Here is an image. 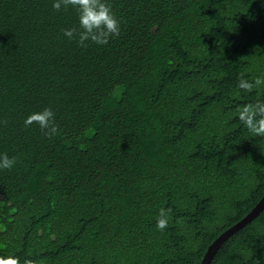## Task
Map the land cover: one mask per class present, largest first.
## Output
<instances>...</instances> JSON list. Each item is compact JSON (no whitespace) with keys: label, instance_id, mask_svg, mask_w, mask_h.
<instances>
[{"label":"trees","instance_id":"16d2710c","mask_svg":"<svg viewBox=\"0 0 264 264\" xmlns=\"http://www.w3.org/2000/svg\"><path fill=\"white\" fill-rule=\"evenodd\" d=\"M120 35L79 47L52 0H0V254L43 264H200L264 196L262 0H111ZM50 106L58 134L24 118ZM169 225L155 226L160 209ZM264 264V206L208 264Z\"/></svg>","mask_w":264,"mask_h":264},{"label":"clouds","instance_id":"9594fccd","mask_svg":"<svg viewBox=\"0 0 264 264\" xmlns=\"http://www.w3.org/2000/svg\"><path fill=\"white\" fill-rule=\"evenodd\" d=\"M51 7L56 11L69 8L75 11V25L62 28L61 34L68 41H75L79 47L87 48L89 44L105 46L110 39L120 35L121 21L113 11L111 0H52ZM261 85H264V76L249 80L240 73L236 77L235 87L238 94L243 97H247ZM232 116L246 130L249 137H260V141H264V98L257 97L242 103L234 110ZM23 124L25 127L35 124L48 138L58 134L55 110L50 106L30 112L24 118ZM16 160V156L0 153V171L12 169ZM169 219L167 210L160 209L156 218V228L158 230L167 228ZM0 264H43V262L30 257L21 259L15 252H7L0 254Z\"/></svg>","mask_w":264,"mask_h":264},{"label":"water","instance_id":"95a60500","mask_svg":"<svg viewBox=\"0 0 264 264\" xmlns=\"http://www.w3.org/2000/svg\"><path fill=\"white\" fill-rule=\"evenodd\" d=\"M264 206V196L263 198L259 201V203L249 212L241 221L224 231L221 235H219L212 243L209 245L202 261L200 264H208L214 251L216 248L220 245V243L236 228L244 225L248 220L253 218L258 214V212L262 209Z\"/></svg>","mask_w":264,"mask_h":264}]
</instances>
